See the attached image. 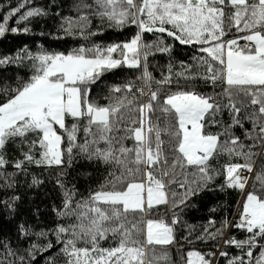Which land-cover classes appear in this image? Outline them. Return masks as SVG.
Masks as SVG:
<instances>
[{
  "label": "snow or ice",
  "instance_id": "snow-or-ice-1",
  "mask_svg": "<svg viewBox=\"0 0 264 264\" xmlns=\"http://www.w3.org/2000/svg\"><path fill=\"white\" fill-rule=\"evenodd\" d=\"M31 5L0 3V37L31 31L9 27L18 13L15 25L48 15ZM75 7L77 17H61L66 35H98L94 19L137 31L125 42L67 53L0 56V68L31 62L26 79L0 80V190L13 192L0 205L14 215L15 190L28 177L26 187L48 179L60 197L54 227L17 223L15 238L0 237V264H176L169 249L180 245V229L188 244L208 245L182 252L181 264H264V0H80ZM165 37L195 53L157 79L148 60L171 53ZM120 67L140 74L111 86L105 103L93 99V86ZM81 161L99 173H86L83 192L69 172ZM33 166L48 175L30 173ZM213 190H237L242 199L231 218H209L197 230L183 216L193 198Z\"/></svg>",
  "mask_w": 264,
  "mask_h": 264
},
{
  "label": "trees",
  "instance_id": "trees-1",
  "mask_svg": "<svg viewBox=\"0 0 264 264\" xmlns=\"http://www.w3.org/2000/svg\"><path fill=\"white\" fill-rule=\"evenodd\" d=\"M19 0H0V3L5 5V9L15 7ZM80 0H32L31 6L41 7L48 11V15L33 18L28 22L15 25L14 21L19 16L13 17L9 22V27L18 26L23 28L25 24L31 29L29 33L24 32H6L3 37H0V56H12L17 54L24 55V51L35 54L39 50H47L49 52H69L80 46L89 47L92 44L109 45L112 43L125 42L130 40L136 33L135 26H128L123 29L111 28L107 23L101 24L98 19L93 20V31L99 29V34L91 36L88 39H83L79 36H69L59 30L61 17H77L80 13L77 12L75 5ZM22 9L21 11H25ZM59 13V15H56ZM3 15V12H0ZM43 33V35L41 34ZM145 38L151 42L155 38L153 34H145ZM165 39L172 43L173 47L170 54L157 52L154 56H150L148 60L149 71L157 79L162 73H166L169 63L173 64V71L182 70L181 62L192 63V57L195 49L191 46L180 45L171 38ZM31 62L24 60L22 64H13L0 68V80H3L5 85L13 84V78H27L31 75ZM138 70L120 67L105 72L100 81L92 88V98L100 103H105V97L108 96V89L113 85H122L128 81H135L139 76ZM205 93H211L213 89L210 86L200 85L199 89ZM218 90V89H217ZM227 119V117H225ZM248 125H246L247 127ZM238 132V130H237ZM239 134V132H238ZM75 169V170H74ZM74 169H69L73 176L77 177L76 185L81 192L88 187L89 181L86 178L87 172H93V175H99L86 162H79L74 165ZM11 171V169H9ZM30 173L46 177L48 173L36 167H30ZM21 178L19 187L15 190L16 195H20L21 200L17 202L16 213L10 214L8 209L0 205V237L15 238L17 223L28 222L29 224L38 225L40 228L48 229L55 226L57 217L52 211L53 205L60 204V197L57 191L53 190V185L50 180L46 179L45 183L38 188H29L25 185V180ZM222 182V178L217 179V184ZM93 186H95L93 184ZM13 194L12 190H0V199L7 200ZM241 194L237 190L227 191H205L191 201L192 207L186 210L183 219L189 225L196 226L197 230L206 225L209 218L220 220L222 215H227L229 218L237 209L241 201ZM217 208L216 213H212L210 209ZM39 212L37 216L36 213ZM187 234V229H180L177 232L180 238V245L169 249L170 256L176 261V264H181V254L191 248L207 250L208 245L195 241L193 244H188L182 239ZM238 238L243 236V233H237ZM182 246V247H181ZM235 251V250H232ZM40 264H45L41 260Z\"/></svg>",
  "mask_w": 264,
  "mask_h": 264
},
{
  "label": "water",
  "instance_id": "water-1",
  "mask_svg": "<svg viewBox=\"0 0 264 264\" xmlns=\"http://www.w3.org/2000/svg\"><path fill=\"white\" fill-rule=\"evenodd\" d=\"M154 35V34H153Z\"/></svg>",
  "mask_w": 264,
  "mask_h": 264
}]
</instances>
